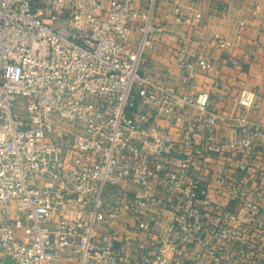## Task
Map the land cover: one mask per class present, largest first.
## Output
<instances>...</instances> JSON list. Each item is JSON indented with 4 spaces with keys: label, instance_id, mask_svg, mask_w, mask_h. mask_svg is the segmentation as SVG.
Returning <instances> with one entry per match:
<instances>
[{
    "label": "built area",
    "instance_id": "obj_1",
    "mask_svg": "<svg viewBox=\"0 0 264 264\" xmlns=\"http://www.w3.org/2000/svg\"><path fill=\"white\" fill-rule=\"evenodd\" d=\"M204 24L197 0H0V264L264 260L257 95L194 91L228 44Z\"/></svg>",
    "mask_w": 264,
    "mask_h": 264
},
{
    "label": "crops",
    "instance_id": "obj_2",
    "mask_svg": "<svg viewBox=\"0 0 264 264\" xmlns=\"http://www.w3.org/2000/svg\"><path fill=\"white\" fill-rule=\"evenodd\" d=\"M197 6L205 22L198 39L208 43L218 33L228 44L208 50L216 69L222 72L221 77L205 79L194 91H211L215 98L214 108L221 113L234 114L239 109L233 98L238 94L237 86L245 74L247 86L257 95L256 106L246 111L247 115L264 123V0H197ZM246 53H249L247 59L244 58ZM232 60L240 61V70L233 69ZM222 84L226 91L220 89ZM225 134L231 137L232 131L227 129ZM256 148L264 167L262 138L256 142ZM262 206L264 209V202ZM257 264H264V260Z\"/></svg>",
    "mask_w": 264,
    "mask_h": 264
},
{
    "label": "rangeland",
    "instance_id": "obj_3",
    "mask_svg": "<svg viewBox=\"0 0 264 264\" xmlns=\"http://www.w3.org/2000/svg\"><path fill=\"white\" fill-rule=\"evenodd\" d=\"M170 52L171 51L168 45L159 43L154 47V50L150 52V54L153 55V58L148 65L149 74L151 77L154 79L169 80L172 82L179 81L178 75L175 71V68L173 67L171 58L172 53ZM163 73L169 74L171 76V80L169 78H165V74ZM6 264H13V262L8 259Z\"/></svg>",
    "mask_w": 264,
    "mask_h": 264
}]
</instances>
